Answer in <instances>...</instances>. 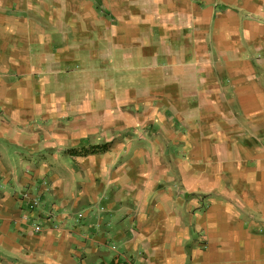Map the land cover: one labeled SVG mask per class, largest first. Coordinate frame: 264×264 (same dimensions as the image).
Segmentation results:
<instances>
[{
    "label": "crops",
    "instance_id": "crops-1",
    "mask_svg": "<svg viewBox=\"0 0 264 264\" xmlns=\"http://www.w3.org/2000/svg\"><path fill=\"white\" fill-rule=\"evenodd\" d=\"M123 259L264 264V0H0V264Z\"/></svg>",
    "mask_w": 264,
    "mask_h": 264
},
{
    "label": "rangeland",
    "instance_id": "rangeland-1",
    "mask_svg": "<svg viewBox=\"0 0 264 264\" xmlns=\"http://www.w3.org/2000/svg\"><path fill=\"white\" fill-rule=\"evenodd\" d=\"M133 80V79H132ZM130 84H133V85H135V82H130L129 83V85ZM115 115V114H114ZM96 117V118H99V117H103V116H105V115H100V114H97V115H92V117ZM132 117L133 118H135L133 115H132ZM162 123V122H161ZM166 123H167V121H166ZM161 125H163V126H165V124L164 123H162ZM166 133H167V130H165V131H161V132H159V134H162V135H166ZM146 134V135H145ZM126 136H131L132 138H133V141H131L130 143H131V145H129V147L127 146V145H125L124 147H122V151H121V149H120V151H119V149H114L113 151H112V153H113V155H117L118 153H122L123 155H131V153H132V151H135L136 150V148H140V147H145L144 145H142V144H140V143H138V141H140V140H138L137 138H138V136H139V138L140 139H142V136H143V138H145V136L146 137H150L151 136V134L149 133V131H147L146 130V133H145V131L144 130H136V128L134 129V131H132V130H128V131H123V132H118V133H116V135L115 136H113V137H115L113 140H112V142L114 143V142H117V140H119V139H122V138H125ZM164 137V136H163ZM91 141H92V139H91ZM120 141V140H119ZM127 144H129V143H127ZM147 144V143H146ZM113 145V144H112ZM149 145V144H148ZM147 145V146H148ZM149 147V146H148ZM148 147H146V148H148ZM128 148H131L130 149V152H126V150L128 149ZM149 149V151L151 152L152 150H153V148H151V147H149L148 148ZM126 156H124V158H125ZM132 159H133V157H132ZM126 161H124V160H120V161H116V162H113L110 166H108V169L111 171V170H113V171H115V170H118V168L119 167H121V166H123L124 165V163H125ZM129 163H131L130 161L128 162H126L125 164H129ZM90 163H82V165L85 167V168H88V165H89ZM92 165H96L97 163H91ZM109 175H107V176H105V180H109V177H108ZM96 181L97 180H100V179H95ZM95 181V182H96ZM74 182H76L75 183V187L77 188V182L79 183V188L81 189L83 186H86V184H87V186L88 187H91L90 185H92V178H81V179H76V181H74ZM95 185V184H94Z\"/></svg>",
    "mask_w": 264,
    "mask_h": 264
},
{
    "label": "trees",
    "instance_id": "trees-1",
    "mask_svg": "<svg viewBox=\"0 0 264 264\" xmlns=\"http://www.w3.org/2000/svg\"><path fill=\"white\" fill-rule=\"evenodd\" d=\"M87 143H91V145L82 146L77 150L71 149L69 150V152L76 153L80 157H86L90 155H101V154H105L109 152L113 144L112 141H109V142H102V141L98 142L97 141L96 142L94 140L92 141L90 140V142H87Z\"/></svg>",
    "mask_w": 264,
    "mask_h": 264
},
{
    "label": "built area",
    "instance_id": "built-area-1",
    "mask_svg": "<svg viewBox=\"0 0 264 264\" xmlns=\"http://www.w3.org/2000/svg\"><path fill=\"white\" fill-rule=\"evenodd\" d=\"M25 196H26V194H25ZM26 197H27V196H26ZM38 201H39V200H37L36 198H31V199H29V202H31L32 206H33V205L36 206V205L38 204ZM111 250H112V251H115V250H116V248H115L114 245H111ZM115 258L117 259V262H118L119 257L116 256ZM123 261L125 262L124 259H123ZM125 263H126V264H135V263L127 262V261H126Z\"/></svg>",
    "mask_w": 264,
    "mask_h": 264
}]
</instances>
